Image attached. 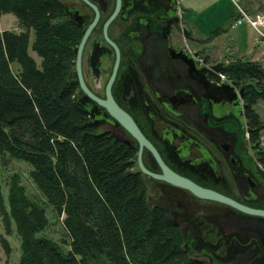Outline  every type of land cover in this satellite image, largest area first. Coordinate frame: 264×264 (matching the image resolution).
<instances>
[{"label": "flooded vegetation", "instance_id": "flooded-vegetation-1", "mask_svg": "<svg viewBox=\"0 0 264 264\" xmlns=\"http://www.w3.org/2000/svg\"><path fill=\"white\" fill-rule=\"evenodd\" d=\"M54 1L60 7L57 18L76 35L67 74L76 100L96 127L107 126L103 131L131 148L132 168L144 181L148 203L172 220L184 247L205 264H264L263 217L151 174H163L161 160L203 188L264 208V146L248 139L246 103L227 99L225 76L201 74L192 66L196 47L179 0ZM183 26L191 30L185 41ZM83 39L80 76L93 96L83 90L76 69ZM203 55L204 64L213 63L202 50ZM109 98L158 156L109 114L101 104Z\"/></svg>", "mask_w": 264, "mask_h": 264}, {"label": "trees", "instance_id": "trees-1", "mask_svg": "<svg viewBox=\"0 0 264 264\" xmlns=\"http://www.w3.org/2000/svg\"><path fill=\"white\" fill-rule=\"evenodd\" d=\"M59 11L54 0H0V15L12 13L20 27L0 29V157L27 162L43 198L28 195L17 173L6 196L0 181V218L7 232L14 223L19 263L205 264L187 253L172 220L149 207L131 148L98 131L77 102L67 79L76 35ZM221 72L245 85L244 115L250 139L258 140L264 121L254 104L264 99L263 66L235 59ZM45 204L64 214L68 240L44 233ZM3 246L9 252L7 240Z\"/></svg>", "mask_w": 264, "mask_h": 264}, {"label": "crops", "instance_id": "crops-1", "mask_svg": "<svg viewBox=\"0 0 264 264\" xmlns=\"http://www.w3.org/2000/svg\"><path fill=\"white\" fill-rule=\"evenodd\" d=\"M237 3L246 14H264V0ZM179 9L192 30L193 46L202 48L211 62L249 59L264 67V38L246 21L235 24L237 11L232 0H179ZM211 33V39L202 43Z\"/></svg>", "mask_w": 264, "mask_h": 264}, {"label": "rangeland", "instance_id": "rangeland-1", "mask_svg": "<svg viewBox=\"0 0 264 264\" xmlns=\"http://www.w3.org/2000/svg\"><path fill=\"white\" fill-rule=\"evenodd\" d=\"M232 2L236 6L237 16L235 19H237V18H239V15L241 14L240 9L243 11H245V10L237 3V0H232ZM247 14L250 17H252V19H256V17L259 15H264V14H258V15L253 16V15H250L248 12H247ZM0 29L1 30L8 29V30H12V31H18V30H20V27L17 24L16 17L12 13H4V14L0 15ZM212 33H211V35L207 36V38H205V40H201L202 43H205L208 39H211L212 35L214 34V33L213 34ZM258 36L260 38H262L259 34H258ZM32 39H33V34H31L30 42H32ZM183 39L185 41L186 39H189V38L183 37ZM196 50L199 51L197 60L202 61L203 58L205 57L204 55L201 58L199 57L201 52H202V48L199 47ZM29 53L37 61L40 60V58L31 49V47H29ZM204 54H205V52H204ZM206 57L208 58L207 55H206ZM232 60H235V59H230V60H225V61H215L213 63L222 62L223 65H225L226 63H228L229 61H232ZM247 60H249V59H247ZM12 67L14 69L17 68L16 65H14V64L12 65ZM222 67H221V69H222ZM220 72H221V70H220ZM223 75L224 74H222V72H221V76H223ZM225 80L231 81V79H228L227 77H225ZM238 85H240V84L236 83V87ZM242 85H244V84H242ZM237 90H238V88H237ZM243 96H244V94H243ZM243 96L240 98H243ZM254 109L259 113L260 118L264 121V99H259L254 104ZM96 128L98 131L103 132V130L106 129L107 126H103V125L98 124ZM248 139H250V131H249V138ZM251 142H253V144L254 143L256 144L258 142L259 144L264 146V130L260 131V137L258 140H255V141L251 140ZM30 169H31V166L23 160L14 159V158H10V157H7L6 159L2 160V158L0 157V181H1V185H2L3 194L6 196L7 180L9 178V176L13 173H17L20 176L21 183L26 188L27 194L30 195L31 197L38 199L39 201H43V198L39 195V192H38L35 184L32 182V180L29 176V170ZM147 203H148V201H147ZM148 205H149V207H152V205H150V203H148ZM45 210H46V215H47V218L49 220V223H48V227L44 233L46 235L52 237L55 240L60 241L61 238H63V237L66 240H68L69 238H68L66 231H65V229L62 225V222H61L62 218L64 217V214H62L61 216H58L56 214V212L52 209V207L50 205H47V204H45ZM3 239L7 240L8 244H9V247H10L9 252H6L4 249ZM19 244H20L19 237L16 233L14 223L11 222L10 229L7 232L4 228L2 220L0 218V264H20L19 263V256H20ZM183 247H184V245H183ZM184 248L190 256L194 257L192 255V253L187 250L186 247H184Z\"/></svg>", "mask_w": 264, "mask_h": 264}, {"label": "water", "instance_id": "water-1", "mask_svg": "<svg viewBox=\"0 0 264 264\" xmlns=\"http://www.w3.org/2000/svg\"><path fill=\"white\" fill-rule=\"evenodd\" d=\"M182 30H183V37L184 38H190L191 30L187 29L184 26H183ZM83 41H84V39L81 41L80 46L78 47V51H77L76 69H77V72L79 75V80H80V83H81L83 90L85 92H87L90 96H93V95H91V93L88 91V89L83 84L81 76H80V67H79L80 50H81ZM198 54H199V51L195 50L193 52V56L191 57L192 66H194V68L197 70L198 73H201V74L215 73V74H217L220 72L221 67L223 66V63L217 62V63H212L209 65H206V64H204L205 60H206L205 57L201 61L202 64H200L199 66H196L195 61L197 60ZM222 85L224 86L226 97L229 101H231L232 99H235L237 97H242L244 94L245 85L240 86L237 90L236 89V82L233 80H231V81L225 80ZM101 104L107 109L109 114L111 116H113L118 121V123H120L135 138H137L141 147L143 145H146L158 156L155 149L151 146L150 143L147 142V140L141 134L139 128L137 127V125L135 124L133 119L124 110H122L118 105H116L110 98L107 102L104 101V102H101ZM256 144H259V143L257 142ZM139 163H140L141 169L145 173H151L149 170H147L142 165V163L140 161H139ZM160 163L163 166V171H164L163 174L162 175H156L154 173H151L152 175H154L156 177H161L163 180H165L169 183H172L174 185L189 189L190 191H192L193 193H195L198 196L213 199L216 201H220V202L226 203V204H228V205H230V206H232V207H234V208L238 209L239 211H242L246 214H249L252 216H259V217L264 218V208H257V207L248 206L246 204L239 203V202L235 201L234 199L229 198L225 195H222L216 191H213V190L207 189V188H203V187L195 184L191 180L174 173L169 168H167L161 162V160H160Z\"/></svg>", "mask_w": 264, "mask_h": 264}, {"label": "built area", "instance_id": "built-area-1", "mask_svg": "<svg viewBox=\"0 0 264 264\" xmlns=\"http://www.w3.org/2000/svg\"><path fill=\"white\" fill-rule=\"evenodd\" d=\"M240 13H243L244 21L249 23L250 26L254 28L262 38H264V15H259L256 17V19H252V17H250L248 14H245L241 9Z\"/></svg>", "mask_w": 264, "mask_h": 264}, {"label": "bare ground", "instance_id": "bare-ground-1", "mask_svg": "<svg viewBox=\"0 0 264 264\" xmlns=\"http://www.w3.org/2000/svg\"><path fill=\"white\" fill-rule=\"evenodd\" d=\"M244 12V11H243ZM245 13V12H244ZM246 14V13H245ZM242 21H244V15H243V13H241L240 15H239V18H237L236 20H235V24H238V23H240V22H242ZM249 24V23H248ZM250 25V24H249ZM148 202H149V200H148ZM153 206V205H152ZM164 209V208H163Z\"/></svg>", "mask_w": 264, "mask_h": 264}]
</instances>
